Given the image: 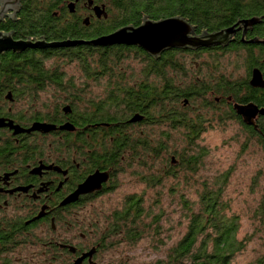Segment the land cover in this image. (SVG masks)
Here are the masks:
<instances>
[{"label":"flooded vegetation","instance_id":"flooded-vegetation-1","mask_svg":"<svg viewBox=\"0 0 264 264\" xmlns=\"http://www.w3.org/2000/svg\"><path fill=\"white\" fill-rule=\"evenodd\" d=\"M88 1L76 0L72 11L67 1L52 15L55 24L74 35L80 30L83 37L49 40L36 29L28 30L29 8L21 0L17 7L0 13V33H11L13 41L31 43L90 42L101 35H87L104 25L110 15L106 10L107 20L97 18L93 8H107L106 4L92 1L89 5ZM259 11L246 18L253 23L232 25L237 26L228 45L203 49L209 64L211 56L232 50L238 41L247 45L244 77L231 81L233 74L218 69V59L216 69L208 70V78L198 80L197 107L205 124L237 123L248 139L257 142L264 141V114H256L254 125H248L237 107L264 110V8ZM74 50L76 47L28 48L0 54V264H116L109 252L118 232L110 228L109 217L104 224L93 218L92 203L113 190L114 181L133 163L140 166L141 158L138 151L126 150L125 156L122 152L117 161L108 164L96 155L100 140L112 139L104 122L91 118L97 103L89 72L64 69L76 67L71 56ZM254 71L261 78L260 85L251 84ZM233 83L242 86L238 89ZM128 126H119L125 136L130 133ZM131 127L139 131L141 126ZM262 149L264 152V144ZM95 173L106 174L107 182L99 190L76 196L79 186ZM129 174L132 178L137 175L136 171Z\"/></svg>","mask_w":264,"mask_h":264},{"label":"trees","instance_id":"trees-1","mask_svg":"<svg viewBox=\"0 0 264 264\" xmlns=\"http://www.w3.org/2000/svg\"><path fill=\"white\" fill-rule=\"evenodd\" d=\"M67 1L76 5V0H21L22 5L29 8L28 30L36 29L49 40L85 36L80 30L74 35L67 27L55 24L53 12L59 7H65ZM92 1L105 3L107 8L95 7L104 8L106 18L102 16L103 20H107L109 15L110 18L104 25L93 28V33L87 35L90 37L97 33L101 35L99 37L106 36L125 26L137 27L145 17L151 21L181 17L194 27L196 33H214L227 29L237 21L236 24L248 21L246 18L258 14L259 8H264V0H90L87 4H92ZM80 42L84 43L73 46L76 50L71 54L77 62L76 68L89 72L87 76L91 77L94 86L101 89L100 95L93 96V101L97 104L93 108L91 118L103 121L102 126L112 139H101L100 153L96 155L102 156L108 164H112V161L119 159L122 152L125 156L126 150L138 151L141 157H145V162L140 164V167L147 168L148 172L147 175H137L148 188L160 185L162 175L165 178L175 176L179 169L190 174L195 173L202 155L189 151L193 139L208 126L198 114V108L191 104L193 101H199L201 88L198 80L208 78L211 73L208 70L214 69L219 58L216 55L219 54L223 57L234 56L232 68H243V53L247 45L238 41L232 50L211 56L210 66L201 70L198 61L200 55L206 52L203 49H171L153 61L143 50L135 49L136 47H95L86 44V41ZM188 56L198 59L197 63L188 65ZM131 60L138 63L139 69H132L130 66L132 70L126 68V62ZM192 65L194 73L189 71V66ZM225 68V65L218 67L220 70ZM200 71L205 73L201 74ZM232 85L239 89L241 84ZM135 115H139L141 120L129 123ZM122 124L131 128L130 133L126 131L129 133L126 136L120 131ZM132 125L145 126L146 130L154 126L156 138L150 139L151 136L145 135L140 128L135 131ZM170 130L183 132V139L187 140L184 142V149L177 152L168 151ZM259 144L262 146L264 141ZM164 153L168 156L167 160L161 159ZM149 159L153 160L152 162L161 160L163 165L165 164L163 173L154 175ZM215 181L212 187H205L199 195L197 212H193L186 205L189 203L181 199L184 208L189 212L187 232L169 249L165 258L157 260L155 264H230L233 257L242 250V243L236 240V219L223 215L225 205L221 201V194L226 176ZM140 204L141 197L130 196L123 209L111 219L110 228L118 232L123 239L136 241L145 230L154 226V233L158 236L163 214L151 216L150 224L146 225L141 220ZM260 209L259 213L264 222V204ZM147 216L149 217L150 213H147Z\"/></svg>","mask_w":264,"mask_h":264},{"label":"rangeland","instance_id":"rangeland-1","mask_svg":"<svg viewBox=\"0 0 264 264\" xmlns=\"http://www.w3.org/2000/svg\"><path fill=\"white\" fill-rule=\"evenodd\" d=\"M205 56V55H204ZM200 55V61L188 56V65L195 62L202 68L210 66L207 57ZM209 58L208 61L211 62ZM218 65H225V71L233 74V79L244 77L242 67L232 68V57L218 58ZM125 66V65H124ZM139 69L135 61L126 62L127 69ZM193 65L189 68L192 70ZM195 67V66H194ZM64 69H77L74 64ZM131 69V70H132ZM134 70V71H136ZM202 74V72L200 71ZM188 75V74H187ZM233 77V79H232ZM93 96L101 94V89L92 85ZM192 106L198 107L200 102L193 101ZM160 129V128H158ZM145 135L156 138L155 127H140ZM167 132V130H166ZM248 135L239 124L226 121L205 126L197 138L193 139L190 153L202 155L197 171L193 174L185 170H177L175 176L162 175L161 184L148 188L139 175L131 177L132 171L147 175L148 169L133 163L131 168L122 173L114 181L115 188L100 196L92 203L94 219L111 222L112 217L123 209L125 201L130 196L141 197V220L150 224L151 216L162 213L158 236L154 227L145 230L136 241H128L120 236L112 238L109 255L116 264H155L163 260L167 252L179 242L187 232L189 212L182 203L186 201L193 212H197L199 195L205 187H212L216 179L226 176V182L221 194L224 203L223 215L234 217L237 221L236 240L242 243V250L237 253L230 264H264V222L260 216V207L264 204V152L256 140L248 139ZM182 131H169L168 151H180L186 147ZM168 152V153H169ZM140 164L145 162L141 157ZM161 159H168L166 153ZM153 160L149 159L151 163ZM148 163V161H147ZM154 163V164H153ZM152 173L160 175L165 169L161 160L152 162ZM186 180V183H185ZM182 199V200H181ZM150 213V216H147ZM98 214V218L95 217ZM104 224V223H103ZM143 224V225H144ZM161 242V244H160Z\"/></svg>","mask_w":264,"mask_h":264},{"label":"water","instance_id":"water-1","mask_svg":"<svg viewBox=\"0 0 264 264\" xmlns=\"http://www.w3.org/2000/svg\"><path fill=\"white\" fill-rule=\"evenodd\" d=\"M18 2L19 0H0V13L9 11L10 6L17 7ZM68 7L72 11L74 4H69ZM93 11L97 18L101 16L106 18L104 8L94 7ZM253 22L252 20L241 21L237 25L245 24L246 26ZM84 23H87V20ZM234 26L221 32H202L196 34L194 27L181 17H172L159 21H151L145 17L137 27L125 26L109 35L99 37L91 42H86V44L95 47H111L115 45L132 46L143 50L149 57L157 60L164 52L171 49L195 51L216 46H226L231 40ZM82 43L84 42L66 41L47 44L44 42L31 43L30 41H13L11 33H0V54L5 51L20 53L28 48H68ZM260 81L261 78L258 72L254 71L251 84L254 86L260 85ZM237 111L248 125H254L253 119L256 114H264V110H257L254 106L237 107ZM140 120L141 117L135 115L129 123H136ZM37 128L34 127L33 129ZM107 179L106 174H93L79 186L76 196L99 190L101 185L107 182Z\"/></svg>","mask_w":264,"mask_h":264}]
</instances>
